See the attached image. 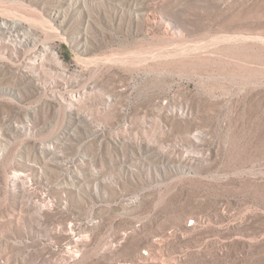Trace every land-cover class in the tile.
<instances>
[{"label": "rangeland", "instance_id": "obj_1", "mask_svg": "<svg viewBox=\"0 0 264 264\" xmlns=\"http://www.w3.org/2000/svg\"><path fill=\"white\" fill-rule=\"evenodd\" d=\"M0 21V264H264V0Z\"/></svg>", "mask_w": 264, "mask_h": 264}, {"label": "bare ground", "instance_id": "obj_2", "mask_svg": "<svg viewBox=\"0 0 264 264\" xmlns=\"http://www.w3.org/2000/svg\"><path fill=\"white\" fill-rule=\"evenodd\" d=\"M12 25H14V24H16L17 23V21H15V20H12ZM7 23L5 22V21H0V27H7ZM14 40H18V42H19V40L20 41H27V40H29V42L30 43H36V39L35 38H33V37H30V36H22V37H20V38H14ZM43 47V50H44V48L45 49H48V46H42ZM50 53V52H49ZM55 57H57V55H56V52L55 51H52L51 52ZM0 57H2V58H4L3 56H0ZM54 57V58H55ZM13 179L14 180H17L18 179V176H17V174H14V177H13Z\"/></svg>", "mask_w": 264, "mask_h": 264}, {"label": "built area", "instance_id": "obj_3", "mask_svg": "<svg viewBox=\"0 0 264 264\" xmlns=\"http://www.w3.org/2000/svg\"><path fill=\"white\" fill-rule=\"evenodd\" d=\"M145 255H147V253L145 252Z\"/></svg>", "mask_w": 264, "mask_h": 264}]
</instances>
